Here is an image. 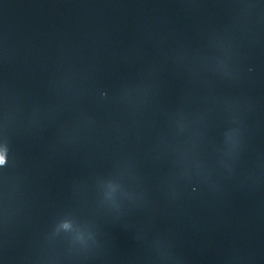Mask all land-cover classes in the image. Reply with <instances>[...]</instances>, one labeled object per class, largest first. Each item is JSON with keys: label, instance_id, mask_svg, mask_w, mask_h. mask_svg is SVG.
I'll return each instance as SVG.
<instances>
[{"label": "water", "instance_id": "95a60500", "mask_svg": "<svg viewBox=\"0 0 264 264\" xmlns=\"http://www.w3.org/2000/svg\"><path fill=\"white\" fill-rule=\"evenodd\" d=\"M0 264H264V0H0Z\"/></svg>", "mask_w": 264, "mask_h": 264}, {"label": "snow or ice", "instance_id": "6c2138e0", "mask_svg": "<svg viewBox=\"0 0 264 264\" xmlns=\"http://www.w3.org/2000/svg\"><path fill=\"white\" fill-rule=\"evenodd\" d=\"M0 160H2V157H0Z\"/></svg>", "mask_w": 264, "mask_h": 264}]
</instances>
